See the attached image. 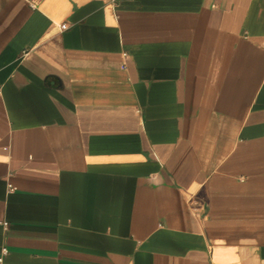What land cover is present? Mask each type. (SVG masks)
<instances>
[{
  "label": "crops",
  "instance_id": "obj_1",
  "mask_svg": "<svg viewBox=\"0 0 264 264\" xmlns=\"http://www.w3.org/2000/svg\"><path fill=\"white\" fill-rule=\"evenodd\" d=\"M0 264H264V0H0Z\"/></svg>",
  "mask_w": 264,
  "mask_h": 264
},
{
  "label": "built area",
  "instance_id": "obj_2",
  "mask_svg": "<svg viewBox=\"0 0 264 264\" xmlns=\"http://www.w3.org/2000/svg\"><path fill=\"white\" fill-rule=\"evenodd\" d=\"M10 186V185H9ZM3 225L7 227L9 225L8 221H3ZM3 252H6V248H3Z\"/></svg>",
  "mask_w": 264,
  "mask_h": 264
}]
</instances>
